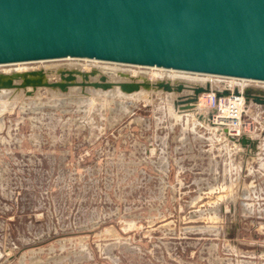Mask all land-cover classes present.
Returning <instances> with one entry per match:
<instances>
[{
    "label": "rangeland",
    "instance_id": "rangeland-1",
    "mask_svg": "<svg viewBox=\"0 0 264 264\" xmlns=\"http://www.w3.org/2000/svg\"><path fill=\"white\" fill-rule=\"evenodd\" d=\"M51 66L168 78L85 59L0 72ZM164 72L176 75L171 83L223 80ZM244 81L264 92V82ZM84 91L0 92V264H264V175L250 183V158L207 122L205 108L181 111L178 93L159 88ZM245 114L264 146V104L245 102Z\"/></svg>",
    "mask_w": 264,
    "mask_h": 264
},
{
    "label": "water",
    "instance_id": "water-1",
    "mask_svg": "<svg viewBox=\"0 0 264 264\" xmlns=\"http://www.w3.org/2000/svg\"><path fill=\"white\" fill-rule=\"evenodd\" d=\"M61 59L264 82V0H0V65ZM55 73L58 79L50 80ZM106 73L95 67L0 72V92L32 95L40 87L61 92L80 87L84 93L85 87L116 86L131 93L159 88L178 93L173 102L179 110L194 112L198 95L212 89L209 82L127 75V80H112ZM212 90L216 96L229 93ZM242 95L245 102L264 104L263 91L245 87ZM209 116L207 111L206 120L213 126ZM219 129L242 147L255 148L249 135L235 138Z\"/></svg>",
    "mask_w": 264,
    "mask_h": 264
},
{
    "label": "built area",
    "instance_id": "built-area-1",
    "mask_svg": "<svg viewBox=\"0 0 264 264\" xmlns=\"http://www.w3.org/2000/svg\"><path fill=\"white\" fill-rule=\"evenodd\" d=\"M211 77L215 78V76ZM220 78L223 80L220 81L215 89H227L229 93L227 95L216 96L214 91L210 89L207 92L200 93L196 103L207 111H210L208 121L215 127L225 129L229 136L236 138L241 135H249L253 129V122L245 114V107L242 102V90L224 80L234 78ZM235 80L242 81V79ZM234 89L237 90V94L233 93ZM201 99L203 101L202 104H200Z\"/></svg>",
    "mask_w": 264,
    "mask_h": 264
},
{
    "label": "bare ground",
    "instance_id": "bare-ground-1",
    "mask_svg": "<svg viewBox=\"0 0 264 264\" xmlns=\"http://www.w3.org/2000/svg\"><path fill=\"white\" fill-rule=\"evenodd\" d=\"M90 61H94V62H100V61H96V60H90ZM115 64V63H114ZM73 67H75V66H73ZM77 67V66H76ZM99 68V70L100 71H105V72H107L106 74H110V75H117V71L114 69V68H112V67H107V66H98ZM139 67V66H138ZM49 68H54V66H51V67H46V68H44V69H49ZM146 68H151V70L152 69H156V70H160L159 71V73H151L152 75H157V77H161V76H165V77H168V78H173V77H175L176 75H172V74H169V73H166V72H164L165 70H168V69H162V68H155V67H146ZM168 71H174V70H168ZM177 72H180V71H177ZM182 73H186V72H182ZM121 73H118V75H120ZM144 74H145V72H139V73H137V75H132L133 76V79H143V76H144ZM122 76H128V74H125V73H123V74H121ZM178 75V74H177ZM197 75V74H196ZM204 76H210V75H204ZM130 77V76H129ZM178 77H180L179 79H180V81H182V82H185V83H188V84H191V83H193L192 81L193 80H191L190 82L187 80L186 81V79L184 80V78H186V76H183V75H178ZM215 77H219V76H215ZM168 78H162V79H164V80H166V79H168ZM220 78V77H219ZM175 80H177L176 78H174ZM193 79V78H192ZM195 80H194V83H195V81L196 82H198V83H205V82H210V85H211V88L213 89V88H216V87H213L212 86V83L211 82H213L212 81V79L211 78H208V77H203V76H201V77H196V78H194ZM211 79V80H210ZM122 80V79H121ZM170 80V79H169ZM231 80H234V79H231ZM153 81V80H152ZM178 81V80H177ZM241 81V80H240ZM246 81H250V80H246ZM238 82V81H237ZM245 81L242 79V82H240V86H236L238 89H241L242 91H243V89L245 88V87H248V86H244V83ZM252 82H259V81H252ZM231 85H232V83H230ZM262 85H264V84H262ZM244 86V87H243ZM115 87V86H114ZM4 90H2V92H3ZM243 96V95H242ZM202 99H201V101H200V104H202ZM242 102H243V106L245 107V100H244V97H243V99H242ZM195 106H196V108L195 109H199V108H201V105H199V104H197V103H195ZM188 113V112H187ZM249 136H252L251 135V133L249 134Z\"/></svg>",
    "mask_w": 264,
    "mask_h": 264
},
{
    "label": "crops",
    "instance_id": "crops-1",
    "mask_svg": "<svg viewBox=\"0 0 264 264\" xmlns=\"http://www.w3.org/2000/svg\"><path fill=\"white\" fill-rule=\"evenodd\" d=\"M193 84H197V85H204V83H198L195 82ZM206 118V117H205ZM264 136V134L262 135V137ZM251 139H254L255 141L257 140L258 137L256 136H250ZM261 138V137H260ZM243 155H245V157H249L250 159V183H253L254 181H257L258 177L257 176H263L264 175V146H258L255 145L254 149H251L248 145L245 147H242V149L240 150ZM241 179H242V174H241ZM257 192L255 195V198L258 199L260 198L261 193H259V191H255ZM254 195V194H253Z\"/></svg>",
    "mask_w": 264,
    "mask_h": 264
}]
</instances>
